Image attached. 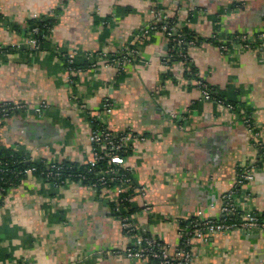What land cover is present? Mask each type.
<instances>
[{
	"label": "crops",
	"instance_id": "1",
	"mask_svg": "<svg viewBox=\"0 0 264 264\" xmlns=\"http://www.w3.org/2000/svg\"><path fill=\"white\" fill-rule=\"evenodd\" d=\"M156 9L198 39L187 48L189 63L233 109L202 98L188 62L164 63L171 39L152 28ZM35 15L50 28L25 35ZM263 30L264 0H0V46L14 49L0 56V104L24 105L0 121V154L86 163L92 119L109 98L112 112L102 114L108 127L144 137L127 151L135 184L145 188L130 199L141 207L137 226L178 245L183 224L199 210L220 218L248 162L257 163L254 179L237 200L264 213V162L243 122L250 116L264 142V48L228 41L222 50L218 41ZM131 48L138 53L121 70L98 58ZM116 199L112 189L57 187L27 175L0 204V264H154L124 255L130 239L111 212ZM191 247L192 264H264V233L257 231L213 233Z\"/></svg>",
	"mask_w": 264,
	"mask_h": 264
},
{
	"label": "built area",
	"instance_id": "2",
	"mask_svg": "<svg viewBox=\"0 0 264 264\" xmlns=\"http://www.w3.org/2000/svg\"><path fill=\"white\" fill-rule=\"evenodd\" d=\"M37 17V15H35ZM168 14L162 9H156L154 11V25L160 22L159 29L167 33L173 42V47L178 46L177 55L182 57L179 61L187 62L189 57L186 49L189 46L194 45L196 42L194 39H187V36L181 33V28L178 24L173 25V21H169ZM38 28L34 27L29 31V34H36ZM215 37V35L213 36ZM218 39H216L217 41ZM220 41V48L227 49L228 41L232 45L242 50L253 49L256 47L264 48V30L258 32L255 36H251L249 33L235 34L229 38V40ZM3 47L0 46V49ZM138 51L135 48L124 50L119 54L107 57L105 53L100 52L98 58L101 59L106 65H113L121 70L125 65L130 63L133 58L135 59ZM171 54L164 60L165 64H168V60L171 59ZM187 60V61H186ZM68 63L71 65L74 62V58L68 55ZM69 69L72 70V66ZM96 66V63L91 64ZM191 73V72H190ZM194 81L200 88L201 96L205 100H213L219 104L233 109V105L225 103L222 99L215 97L212 88L194 73ZM196 76V77H195ZM46 105L43 103L41 107L37 109V112L41 111L42 107ZM24 105L21 103L4 102L0 104V121L11 116L17 111H22ZM113 105L109 98H105L101 105V113L106 117L112 112ZM102 114H99L97 118L92 119V129L90 133L91 153L88 163L91 168L98 167L99 162L103 163L95 171L96 179L91 184H85L88 188L96 189H112L117 199L114 202H120L126 200V195H145L144 186H137L134 178L132 177V167L127 162V151L131 148L130 141L135 138L143 140L144 137H139L128 132H115L102 120ZM243 122L247 130L251 133L253 144L259 151V161L264 162V142L259 138V132L256 124L250 119V116H245ZM257 163L248 162L240 166L237 178L235 180L233 188L224 196L225 202L220 208V218L211 219L204 218L203 211L199 210L194 217L189 219L185 224V230H187L183 240L178 245L170 247L166 243L162 242L156 237L149 235L144 227L137 226L134 223L135 213H127L125 215L115 216L120 220L121 227L124 234L130 239L129 244L123 249V253L129 259L145 260L150 263L157 261L154 264H192L195 257V253L191 247L192 240L199 238L206 240L207 236L213 233H223L230 231H244L253 232L257 231L264 233V213L254 212L250 209H245L239 206L237 195L241 191L242 187L254 179V172L257 168ZM57 170L61 168L58 164H51ZM9 171V168L0 166V172L5 173ZM34 167L24 170L27 175H33ZM53 177L59 176V171H49ZM83 178V174H78ZM2 177L0 176V181ZM67 181V179L61 180V182ZM55 186L56 184H52ZM5 189L0 187V202L4 200V196L1 192ZM131 199V196L128 200ZM143 210L149 211L151 206L147 203H143ZM117 209V208H116Z\"/></svg>",
	"mask_w": 264,
	"mask_h": 264
},
{
	"label": "trees",
	"instance_id": "3",
	"mask_svg": "<svg viewBox=\"0 0 264 264\" xmlns=\"http://www.w3.org/2000/svg\"><path fill=\"white\" fill-rule=\"evenodd\" d=\"M168 16H169L168 20L170 22L173 21V25L178 24L177 20L174 17H172L170 15H168ZM160 25H161V23L157 22L155 24V29H159ZM49 26H50V24H48L47 21H44V19H42V17H35L34 20L32 19L31 21H28L27 31H26L25 35H27L29 33V31L34 27L38 28V32L36 33V35H41V32L46 33L49 30V28H50ZM180 31H181V33H183L187 36V39L192 38V39L197 40L196 42H198V39H196L192 33L188 32V30L185 27H182ZM210 39L213 41H216V37H211ZM172 47H173V42L170 43V48H169V52H168L169 55L170 54L172 55L171 59L169 61L171 62L174 60H180L182 57H178V55H177V51L179 49L178 46H174L173 49H172ZM13 50H14L13 48L9 49V48L4 47V48L0 49V56L2 54L13 52ZM186 51H187V49H186ZM66 56H67L66 57V63L68 65L69 64L67 61L68 55H66ZM187 62L189 63V61H187ZM70 66L75 67L74 62ZM189 71L191 72V75L193 77L195 75L194 73L197 72V70L194 69L192 64H190ZM213 94L215 95V97L221 99V97H219L216 93H213ZM53 163L60 165L61 168L59 170H57L55 167H52L51 164H53ZM102 164L103 163L99 162L98 167L102 166ZM0 166L9 168V171H7L5 173L0 172V176L2 177V179L0 181V187L5 189L3 192H1L3 196L6 195L8 189L16 186L23 179H25L27 177V174L24 173V170L31 168V167H34L33 176H36L37 178H41L48 185H52L55 183L56 184L55 186H57V187L58 186H64V185L72 183V182H79V183L84 184V185L85 184H91L96 179L95 171L98 169V167L91 168L88 162H86V163H76V162H70V161L46 162L44 159L31 160L29 158H24V157L19 156L18 153L10 152V151H5L4 153L0 154ZM49 171H52V172L59 171L60 174L58 177H53L51 174H48ZM78 174H83L84 177L81 178V176H79ZM64 179H67V181L61 182V180H64ZM99 188L100 187H98L96 189H99ZM123 195H126L125 201L122 200V201L116 202V203L112 202V204H111L112 206L114 205V208L111 207V212L114 216L125 215L127 213H135V212H137V211L139 212L141 210V207L139 209V207H137V205H135L136 203L134 201L128 200L130 198V196L132 198V197H134L135 194L128 195V193H124ZM2 203H3V201L0 202V204H2ZM185 224H186V222L183 224V226ZM186 232H187V230H185V228H184L182 230L181 240H183V238L185 237ZM153 262L156 263L157 261H153Z\"/></svg>",
	"mask_w": 264,
	"mask_h": 264
}]
</instances>
